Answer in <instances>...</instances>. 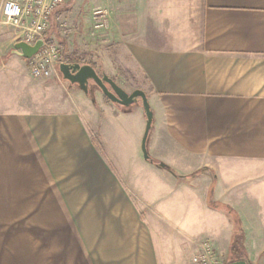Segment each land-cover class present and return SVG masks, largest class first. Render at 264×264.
<instances>
[{"label":"crops","instance_id":"crops-1","mask_svg":"<svg viewBox=\"0 0 264 264\" xmlns=\"http://www.w3.org/2000/svg\"><path fill=\"white\" fill-rule=\"evenodd\" d=\"M101 6L102 67L145 92L150 159L140 101L31 80L0 22V264H187L239 230L264 264V0Z\"/></svg>","mask_w":264,"mask_h":264},{"label":"built area","instance_id":"built-area-1","mask_svg":"<svg viewBox=\"0 0 264 264\" xmlns=\"http://www.w3.org/2000/svg\"><path fill=\"white\" fill-rule=\"evenodd\" d=\"M64 0H3L0 5V22L13 27L18 40L33 44L41 39L43 45L29 58L28 70L35 79L49 78L58 71L55 66L64 62L60 59L59 47L53 42H45V31L49 27V17ZM95 28H105V11H96ZM194 264H225L209 241H203L192 248Z\"/></svg>","mask_w":264,"mask_h":264},{"label":"rangeland","instance_id":"rangeland-1","mask_svg":"<svg viewBox=\"0 0 264 264\" xmlns=\"http://www.w3.org/2000/svg\"><path fill=\"white\" fill-rule=\"evenodd\" d=\"M72 2L73 0L66 4L63 3L64 5L62 4L64 9L66 8L65 10L66 12L65 14L61 13L57 21L54 20L55 18L54 17L53 22L51 23V17L53 14L50 15L49 27L46 29L45 34L50 33L53 35L52 40L57 45V47H59L58 40H57L58 38H62L61 40H64L66 42L67 49L64 53L62 52L64 62L92 64L95 66V68L97 69L100 75L102 74L107 75L108 77L112 78L121 88H123L127 92L131 91V86H129L126 83L127 81L124 82L120 80V78L117 75L110 76L109 74H107V71L105 72L104 68L102 67V60H103L102 58L104 56L102 55V52H101L102 51V46H101L102 30L106 28L107 23H106L105 28L103 29L95 28V24H94V17L97 16L96 11H101V10L103 11V8L101 6V0H79V1L77 0L76 2H74V5L71 7ZM105 12L107 15V11ZM79 20H83L82 22H84V24H87V25H85L84 27L81 26V28H79L80 25L79 23H77L79 22ZM45 34L44 36L46 37ZM18 41H21V40L17 39V42ZM59 50L61 51L60 48ZM55 69L57 70L58 66H55ZM52 78L61 80V83L64 86L69 85L68 81L62 78L59 71H57L56 77L55 75H52L49 78H42V79H45V81H49ZM42 79H38V80H42ZM31 80H33V77H31ZM34 80L36 79L34 78ZM45 81H41V82L44 83ZM89 83L90 85L88 87L87 92L91 93L94 90L98 89L91 81ZM38 86L40 87V85ZM64 86L63 87L59 86V90L64 91V88H65ZM75 86L77 87L78 85L74 84V87ZM37 88H38L37 86L31 85L32 91L33 90L38 91ZM61 98L64 99V96L61 95ZM33 154H35L34 157L37 156V152ZM200 242H203V240ZM200 242L194 243V245ZM190 246L189 248L183 249L184 253L182 255V260L187 264H194L191 259L192 248H190ZM217 253L219 252L217 251ZM221 259L223 260V263L225 264L229 262L228 256L223 255L221 256Z\"/></svg>","mask_w":264,"mask_h":264},{"label":"water","instance_id":"water-1","mask_svg":"<svg viewBox=\"0 0 264 264\" xmlns=\"http://www.w3.org/2000/svg\"><path fill=\"white\" fill-rule=\"evenodd\" d=\"M43 41L36 40L33 44H27L18 41L15 48L18 49L21 55L25 58L31 57L41 46ZM58 71L62 78L70 83L77 84L83 91L87 92L89 82L93 84L105 95L109 101L114 102L120 106L130 105L133 102L140 101L146 116V126L142 137L141 147L145 157H147L145 142L148 131L151 127L152 114L148 105L146 94L141 89H134L131 92L125 91L112 78L105 74L100 75L93 66L84 63H68L62 62L58 66ZM227 264H248L243 259L228 262Z\"/></svg>","mask_w":264,"mask_h":264},{"label":"trees","instance_id":"trees-1","mask_svg":"<svg viewBox=\"0 0 264 264\" xmlns=\"http://www.w3.org/2000/svg\"><path fill=\"white\" fill-rule=\"evenodd\" d=\"M49 19H50V17H49ZM45 42L48 44L53 43L52 40H50L47 36L45 37ZM58 44H59V48L61 49L59 57L61 60H63L62 52L64 53L66 51L65 46H64V41L58 40ZM103 97L105 100H109L105 95ZM147 158L150 159V157L148 155H147ZM227 256L229 258V262L235 261L238 259H243L248 263L247 255H246V251H245V247H244V234L241 230L236 231L233 234L230 245H229Z\"/></svg>","mask_w":264,"mask_h":264},{"label":"flooded vegetation","instance_id":"flooded-vegetation-1","mask_svg":"<svg viewBox=\"0 0 264 264\" xmlns=\"http://www.w3.org/2000/svg\"><path fill=\"white\" fill-rule=\"evenodd\" d=\"M70 63V62H69ZM93 83V82H92ZM90 84V83H89Z\"/></svg>","mask_w":264,"mask_h":264}]
</instances>
